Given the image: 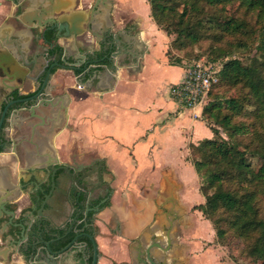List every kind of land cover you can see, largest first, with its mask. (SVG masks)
<instances>
[{
	"label": "crops",
	"instance_id": "crops-1",
	"mask_svg": "<svg viewBox=\"0 0 264 264\" xmlns=\"http://www.w3.org/2000/svg\"><path fill=\"white\" fill-rule=\"evenodd\" d=\"M93 1L80 0L72 13L88 15L83 8ZM101 1L106 9L102 4L94 12L97 22L93 31L98 41L102 39L98 33L110 25V0ZM111 1L114 28L123 32V39L130 34L141 51L136 53L142 56L135 66H129L128 73L119 71V78L111 82L114 88L107 91L92 90L88 77L76 85L72 72H56L52 80L56 92L62 87L68 91L70 124L58 142L63 149L71 142L106 160L113 176L112 206L102 211L97 221L101 231L97 237L101 251L98 264H144L143 248L155 241V235L161 245H167V234L172 242L168 262L194 264L193 255L204 245L199 242L197 226L209 227V223H203L206 218L195 209L205 202V196L190 147L214 133L204 127L209 126L203 118L204 109L181 108L171 97L170 88L183 79L187 65L170 64L166 52L171 38L153 20L148 0ZM67 42L65 46L71 49L86 47L73 37ZM12 153L0 152V194L8 196L19 194V179L29 166L12 160ZM23 201L24 197L18 199L21 206ZM161 250H153L160 259ZM72 258L68 259L71 263ZM39 263L36 259L29 262ZM0 264L28 263L14 254L11 263Z\"/></svg>",
	"mask_w": 264,
	"mask_h": 264
},
{
	"label": "trees",
	"instance_id": "trees-1",
	"mask_svg": "<svg viewBox=\"0 0 264 264\" xmlns=\"http://www.w3.org/2000/svg\"><path fill=\"white\" fill-rule=\"evenodd\" d=\"M148 2L157 26L173 37L166 52L172 65H184L180 52L205 38L222 39L225 34L251 30L245 31V17L228 15V5L238 3L258 19V30L249 35L251 43L257 42L258 55L249 64L233 57L224 61L219 81L211 90V101L203 110L214 136L190 148L200 191L205 196V202L195 209L210 221L220 245L229 249L232 240L238 238L246 244L247 257L264 264V0ZM208 7L217 13L207 12ZM215 51L210 55L215 60L229 55L222 47ZM220 87H237L239 95L219 97L216 90Z\"/></svg>",
	"mask_w": 264,
	"mask_h": 264
},
{
	"label": "flooded vegetation",
	"instance_id": "flooded-vegetation-1",
	"mask_svg": "<svg viewBox=\"0 0 264 264\" xmlns=\"http://www.w3.org/2000/svg\"><path fill=\"white\" fill-rule=\"evenodd\" d=\"M11 1L15 5L14 13L11 16L12 22L6 21L5 23L13 25L15 32L27 30L26 23L19 16L35 5L37 0ZM101 2V0H94L90 7L86 6L83 8L86 12H90L88 16H90L89 18L93 20L94 24L97 22L96 13L94 12L102 4H104V9H106V4ZM97 4L99 5L97 10H95ZM37 5L38 10L41 12V5ZM79 5L80 0H76V2L74 0L71 6L72 12L79 8ZM113 5L114 2L110 0V7H107L110 25L107 28L115 30ZM59 17L61 16H53L55 19ZM83 29L84 32L76 39L83 41L85 46L89 45L91 49L97 50L98 56L92 57L93 59L91 58V60L93 65H99V63H102L100 60L105 54L99 52L101 49L100 43L96 36L90 32V26L86 24ZM30 31L32 32L28 46L30 52L26 57L27 61L30 62L27 66L30 70L29 75L23 86H16L8 94L0 97V152L4 150L12 151L11 159L20 161L23 167L27 164L36 163L43 154L47 155L45 161L49 160V162L67 165L62 174L63 183L60 184L58 182L54 195L48 197V200L54 204V214L58 218L60 216L59 223L61 226L60 230H57L61 240L52 244V247L55 250L64 249L77 238L76 242L80 252L74 253L72 251L68 259L70 260L73 257V261L71 263L68 260L69 264H92L96 253L98 259L101 255L97 240L101 231L97 221L101 220L100 214L102 211L112 206L111 200L114 194L113 176L106 163L99 159L97 155L76 148L71 142H67L65 149H63L58 142V138L62 135L61 133L70 129V124L67 121L68 110L65 108L64 101L68 91L65 87H62L60 91L56 92L57 85H53L52 82L58 71L57 67L54 66V59L62 62L64 48H66L65 44L72 37H66L64 30L60 31L52 23H47L44 27H32ZM62 41L64 42L62 43ZM67 48H71L70 45ZM114 51H110L109 55L111 56ZM135 51H140L138 45L135 47ZM76 53L79 57L82 55L78 48ZM83 60L86 62L88 58L84 59L83 57L80 62ZM132 60V58L130 60L129 58L120 59L121 62L128 64ZM96 70L99 69L97 67L92 68L91 73ZM80 73L82 72H76L77 75ZM95 86L96 82H93L92 90H96ZM42 88L48 92V96L44 95L36 104V95L39 94ZM43 92L44 90L40 95ZM44 102H48L49 105L46 107L38 106V104ZM68 166L75 167L80 173L73 174ZM22 173H24L25 178L29 176L26 169ZM23 197V206L20 205V202H17L21 210L17 205H10L7 208V214L0 218V249L5 247L9 240V233L11 232L9 220L13 214H16V221H21L24 218L26 220L31 217L33 212L35 214L37 212L42 214L49 212L50 208L48 206L42 209L44 197L41 195L40 200H38L36 190L31 189L24 193L20 191L18 199L20 200ZM158 239L160 238L155 235L154 240L158 242ZM170 244L162 245L161 259L154 254L155 258L152 264H178L177 260L170 263L167 260L169 255L165 251V247L171 246ZM15 248L18 249L19 246ZM14 254L21 256L28 264L29 259H35L29 253L16 252L11 254L8 259L0 255V261L11 263L12 255ZM82 256L83 258H81ZM149 264L151 263L149 262Z\"/></svg>",
	"mask_w": 264,
	"mask_h": 264
},
{
	"label": "water",
	"instance_id": "water-1",
	"mask_svg": "<svg viewBox=\"0 0 264 264\" xmlns=\"http://www.w3.org/2000/svg\"><path fill=\"white\" fill-rule=\"evenodd\" d=\"M54 1V2H53ZM74 0H37L36 4L30 7L26 12L21 14L19 18L26 23L28 29L24 31L15 32V27L11 24H2L0 26V97L5 96L14 87H21L24 85L26 78L29 75L27 61L29 55V43L31 41L32 27H44L47 23H52L53 26H57L60 31L64 30L66 37H78L83 32V27L87 24L90 26V32L96 36L93 31L94 24L90 16H84L83 13H72V2ZM40 4L41 12L38 10ZM97 4L95 10L98 8ZM67 14V15H65ZM54 15H60L59 18H53ZM65 15V16H62ZM43 23V24H42ZM61 23V24H60ZM103 29V28H102ZM102 39L99 40L101 49L100 53L105 54L100 61L99 65H93L92 57L98 56L97 50H93L89 45L86 47H79L78 51L82 53L79 57L76 54L77 48H64V54L62 56V62H58L54 59V66L58 70L70 71L74 75L76 83H84L83 79L87 76V82L89 87H92L93 82H96V89L107 91L112 90L114 87L111 82H114L118 76V72L125 70L127 73L130 67L135 66L139 62V56L142 53L137 54L135 51L136 44L130 34L127 33L126 39H123L121 35H124L122 31L114 30L111 28H104L101 33ZM115 50L110 56V51ZM88 60L85 62L80 59ZM53 58H55L53 56ZM132 58L133 60L128 64L121 62L120 59ZM93 59V58H92ZM22 60V62H20ZM123 61V60H122ZM97 67L99 70L91 73V69ZM135 68V67H133ZM82 72L79 75L76 72ZM44 90L43 94L42 91ZM48 92L42 88L39 94L36 95V104ZM69 96H65V108L68 110ZM48 102L38 104L39 107L48 106ZM47 155L43 154L42 157L34 164L26 167V171L29 173L27 178L22 177L19 181L16 191L36 190L38 193V200L41 195L44 197L42 202V209L48 206L49 212L42 214L33 212V215L25 220L16 221V214H13L9 220L11 226V232L9 233V240L6 246L0 249V255L5 259H8L13 253L30 254L31 257L40 261L39 264H69L68 258L72 251L79 253L78 244L75 238L68 246L61 250H55L52 244L58 243L61 238L57 234V230H60V216L54 214V204L48 200V197L54 195V191L58 182L63 183L62 174L65 170L66 164L54 163L45 161ZM106 163V160L101 159ZM107 165V163H106ZM70 167L73 174H79L80 171L75 167ZM19 194H13L10 196L0 194V218L7 214V208L10 205H17L20 209L18 202ZM34 209V208H33ZM21 210V209H20ZM35 210V209H34ZM168 243L170 244V236L167 234ZM49 238V239H48ZM19 246L18 249L15 247ZM12 247V248H11ZM15 248V249H14ZM154 248L162 249V245L156 240L148 247L141 251V254L145 256L144 264L154 263ZM169 247H165V251H168ZM82 253V252H81ZM83 258V256L81 257ZM100 258V257H99ZM148 260V261H146ZM29 259L28 262H32ZM99 261L97 253L93 259L92 264H98ZM148 262V263H147Z\"/></svg>",
	"mask_w": 264,
	"mask_h": 264
},
{
	"label": "rangeland",
	"instance_id": "rangeland-1",
	"mask_svg": "<svg viewBox=\"0 0 264 264\" xmlns=\"http://www.w3.org/2000/svg\"><path fill=\"white\" fill-rule=\"evenodd\" d=\"M244 9L245 8L240 7L238 3H234L232 5L227 6V13L228 15H233L234 17H237L239 19L245 17L247 20V24L245 25V31H248L249 29L251 30L246 33L242 32L233 35L225 34L222 39H203L193 47H189L188 49L180 52V55H184V64L189 65L196 61H208L211 63L218 64L219 68L222 69L224 61L230 57L239 58L242 60L243 63L249 64L253 57L258 55V51L256 49L257 42L251 43L249 35L251 31H253L255 28L256 31L258 30L259 22L258 19H256L253 15L248 14V12ZM207 12L217 13V10L208 7ZM220 12L223 13V11ZM13 13L14 8L12 5V1L0 0V25L6 21L12 22L11 16L13 15ZM169 37L171 39L173 38L172 36ZM214 47L224 48L229 55L218 60L212 59L210 55H215V50H218V48L214 49ZM173 53L176 55L179 54L175 50L173 51ZM216 91L219 92L218 96L223 98L239 95L237 87H220ZM204 127L205 129H209V131L213 132V129L211 127ZM220 131L221 135L227 138L226 133L222 129H220ZM205 132L206 130H203L202 134H206ZM210 192H214V190H210ZM261 211L264 212V201L261 203ZM203 221V223H209V227H203L200 225L197 226L199 242H203L204 245H200L201 249L197 248V252L193 255L194 264H257L256 262L252 261L250 258L247 257L245 252L246 244L244 243V241H241L238 238L233 239L229 250L227 247H224L217 242L216 233L212 230L213 228L211 227L210 222L206 219H204Z\"/></svg>",
	"mask_w": 264,
	"mask_h": 264
},
{
	"label": "built area",
	"instance_id": "built-area-1",
	"mask_svg": "<svg viewBox=\"0 0 264 264\" xmlns=\"http://www.w3.org/2000/svg\"><path fill=\"white\" fill-rule=\"evenodd\" d=\"M221 68L208 61H196L185 67L184 77L171 86V97L185 109H204L211 101V90L219 81Z\"/></svg>",
	"mask_w": 264,
	"mask_h": 264
}]
</instances>
